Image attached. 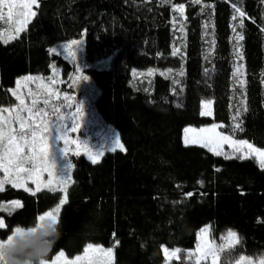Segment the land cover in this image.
I'll use <instances>...</instances> for the list:
<instances>
[{
    "label": "trees",
    "instance_id": "1",
    "mask_svg": "<svg viewBox=\"0 0 264 264\" xmlns=\"http://www.w3.org/2000/svg\"><path fill=\"white\" fill-rule=\"evenodd\" d=\"M37 1L20 35L0 39V107L15 102L18 76L49 70L54 44L82 37L85 62L110 58L88 72L97 111L125 147L96 162L73 157L49 255L97 242L114 245L113 264H214L185 251L207 223L218 238L228 228L237 234L216 264L264 254V168L252 155L182 142L186 124L217 121L264 148V0ZM203 98L212 116L200 114ZM59 198L6 186L0 201L22 204L4 213L0 236L33 226ZM162 245L180 247L179 258L166 262ZM13 253L38 257L35 243Z\"/></svg>",
    "mask_w": 264,
    "mask_h": 264
},
{
    "label": "rangeland",
    "instance_id": "2",
    "mask_svg": "<svg viewBox=\"0 0 264 264\" xmlns=\"http://www.w3.org/2000/svg\"><path fill=\"white\" fill-rule=\"evenodd\" d=\"M37 0H0V39L18 37L36 14ZM53 59L46 73L23 74L9 88L15 102L0 107V190L6 186L31 193L40 190L59 191V201L37 216L33 226H15L0 236V264H113L114 245L88 242L73 255L64 249L51 250L50 233L67 198L72 182L73 157L84 155L92 162L113 150H124L118 130L104 121L97 111L95 99L99 89L89 68H100L110 58L85 62L82 37L54 44ZM212 99H201L200 114L212 116ZM222 122L186 124L182 129L185 145H200L212 152L224 149L254 156L264 168V148L244 138H236L221 129ZM19 199L0 201V228L5 226L4 213L21 206ZM237 241L235 229L228 228L220 237L213 235L209 223L196 233L195 243L185 248L196 261L208 259L216 264L219 253ZM35 243L38 257L18 258V244ZM164 260L179 258L180 247L161 246ZM235 264H264V254H241Z\"/></svg>",
    "mask_w": 264,
    "mask_h": 264
}]
</instances>
